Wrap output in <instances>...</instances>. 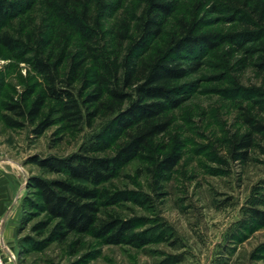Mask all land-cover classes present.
<instances>
[{"label":"rangeland","instance_id":"rangeland-1","mask_svg":"<svg viewBox=\"0 0 264 264\" xmlns=\"http://www.w3.org/2000/svg\"><path fill=\"white\" fill-rule=\"evenodd\" d=\"M175 1L177 11L164 28V42L179 20L190 19L201 0ZM98 3L93 0L92 9L103 27L99 38L104 57L113 58L116 52L121 57L128 42L114 43L111 29L120 20L138 15L143 0L126 1L117 12L99 9ZM209 28L225 32L232 25ZM8 29L24 46L8 51L0 45V170L9 173L13 169L22 178L20 182L15 175L13 178L18 189L14 206L20 220L13 246H8L15 256L11 264H264V227L253 220L254 211H264V141L250 152V161L245 164L233 161L229 148L231 138L245 131L241 110L250 106L242 94L235 96L236 91L230 88L236 82L245 89L263 86L264 75L242 61L236 62L242 55L230 57L226 46L207 54L200 70L184 80L193 82L197 91L168 113L172 125L156 141L165 148L159 154H166L174 141L182 147L181 160L166 183L156 184L150 165L139 159L119 169L115 178L103 185L105 196L126 192L131 200L102 206L99 217L111 214L133 220L134 232L146 234L150 243L143 247L106 245L101 239L77 234L63 242L49 241L54 222L44 231L36 230L47 220L44 213L34 210L33 217L27 214L22 218L28 210L25 204L40 202L35 191L25 186L29 177L47 181L64 177L39 167L34 158L63 159L77 153L108 157L118 143L106 151H96L95 135L109 120L104 116L75 129L58 123L35 137L33 124L5 109L9 104L27 108L45 86L29 59L44 50L53 63L60 54L71 57L81 46L78 37L49 19L40 5L14 19ZM162 46L161 41L154 50ZM67 67V61L59 66L60 79ZM83 85L77 81L75 92L88 93ZM4 116L22 127L7 126ZM0 225L4 229L2 218Z\"/></svg>","mask_w":264,"mask_h":264},{"label":"trees","instance_id":"trees-1","mask_svg":"<svg viewBox=\"0 0 264 264\" xmlns=\"http://www.w3.org/2000/svg\"><path fill=\"white\" fill-rule=\"evenodd\" d=\"M126 1L129 0H99L98 8L117 12ZM204 1L195 4V13L189 20L177 22L164 42V28L177 11V2L143 0L138 15L120 20L111 29L114 43L128 44L123 56L116 52L107 59L99 38L103 27L92 9L93 0H0V45L4 49H23L8 27L37 5L81 43L71 57L60 54L58 62L51 63L44 50L29 59L45 86L27 108L9 104L5 109L33 124L35 137L58 123L75 129L104 116L109 120L95 135L99 145L96 151H106L118 143L108 157L77 153L63 159L34 158L39 167L64 177L51 181L29 177L25 186L35 191L40 202L25 204L29 211L24 210L22 218L27 214L33 217L34 210L44 213L47 220L39 223L36 230L44 231L54 222L49 241L63 242L77 234L101 239L106 245L143 247L150 243L146 234L134 232L133 220L111 214L99 217L102 206L131 200L126 192L105 196L103 185L115 178L119 169L139 159L150 165L156 184L166 183L181 160L182 147L174 141L166 154H159L165 148L156 141L172 125L168 113L197 91L193 82L184 80L200 70L207 54L226 46L230 57L242 55L236 62L242 61L264 75V0ZM222 23L232 28L225 32L208 29ZM161 41L163 46L154 50ZM65 61L68 67L60 79L59 66ZM77 81L84 83V91L89 92H75ZM230 90L236 91L235 96L242 94L250 103L240 108L245 131L233 136L229 143L233 161L245 164L250 161V152L264 141V85L245 89L236 82ZM4 123L11 128L23 125L8 116H4ZM253 220L263 228L264 211H254Z\"/></svg>","mask_w":264,"mask_h":264},{"label":"crops","instance_id":"crops-1","mask_svg":"<svg viewBox=\"0 0 264 264\" xmlns=\"http://www.w3.org/2000/svg\"><path fill=\"white\" fill-rule=\"evenodd\" d=\"M1 164V163H0ZM22 179L10 169V172L0 170V218L4 220L3 237L7 246H13L16 228L20 220V214L14 206L18 189L13 182Z\"/></svg>","mask_w":264,"mask_h":264},{"label":"built area","instance_id":"built-area-1","mask_svg":"<svg viewBox=\"0 0 264 264\" xmlns=\"http://www.w3.org/2000/svg\"><path fill=\"white\" fill-rule=\"evenodd\" d=\"M1 227L0 225V264H11L15 261V256L4 241L3 227Z\"/></svg>","mask_w":264,"mask_h":264}]
</instances>
